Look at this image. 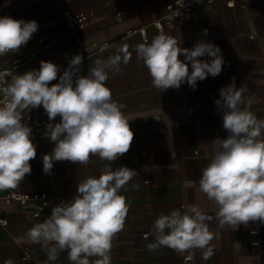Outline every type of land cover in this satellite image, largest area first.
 I'll return each mask as SVG.
<instances>
[{
	"label": "crops",
	"instance_id": "crops-1",
	"mask_svg": "<svg viewBox=\"0 0 264 264\" xmlns=\"http://www.w3.org/2000/svg\"><path fill=\"white\" fill-rule=\"evenodd\" d=\"M171 1L0 0V17L26 21L45 16V28L54 44V51L49 54L68 56L74 53L72 37L63 30L60 13L63 9L88 12L84 37L107 43L103 51L89 58L88 63L93 65L98 58L106 60L117 54L122 45L129 46L130 62L121 65V74L110 72L106 81L112 99L134 132L130 150L111 162V167L115 170L126 166L138 173L126 186L128 190H121L129 210L124 229L113 239L111 264H264V223L250 221L235 230L227 225L219 228L215 219L217 206L199 190L202 170L214 155L211 142L228 136L223 128V112L215 103L220 98V89L235 78L237 88L247 89L241 107H248L258 119H264V0H233L234 6H227L225 0H212L204 5L194 2L188 20L173 22L158 31L153 20L164 13L165 5ZM128 29H141L147 43L161 32L180 40L182 48L192 49L197 41L210 42L221 49L222 71L216 77L209 75L198 81L195 90L185 82L179 89L160 92L152 86L148 69L134 51L137 44L145 42L139 33L126 35ZM178 58L185 59L182 54ZM187 63L191 71V62ZM58 82L59 79L50 85ZM21 115L27 126L48 119L42 105L24 110ZM31 139L37 155L30 161L31 173L16 189L47 193L49 206L35 218L30 209L17 203L0 204V214L8 222L0 227V264L8 259L14 264H35L22 259L24 247L41 264H71L67 250L58 251L54 262L48 261L40 244H17L15 238L44 222L61 201L72 200L79 182L89 176L99 177L108 162L101 163L98 157H91L87 165L53 161L50 174H46L43 156L53 151L55 142H44L33 133ZM134 184L139 188H133ZM185 205H196L205 215L213 217L207 223L215 234L211 241L214 254L207 261L202 260L200 249L183 255L167 247L155 252L147 249V244L155 239L154 221L174 209L183 212ZM89 259L91 264L98 257Z\"/></svg>",
	"mask_w": 264,
	"mask_h": 264
},
{
	"label": "clouds",
	"instance_id": "clouds-1",
	"mask_svg": "<svg viewBox=\"0 0 264 264\" xmlns=\"http://www.w3.org/2000/svg\"><path fill=\"white\" fill-rule=\"evenodd\" d=\"M182 6V4H181ZM38 30L36 21L0 17V56L18 51ZM207 35V29L204 30ZM180 40L163 32L150 43L135 46L137 58L144 62L157 90L179 89L187 84L194 90L198 81L209 75L218 76L224 65L221 49L208 42L197 41L192 49L180 47ZM184 60L179 59L180 55ZM132 53L127 44L106 60L96 59L87 75H80L82 55H74L68 68L59 75V68L50 61H41L38 70L12 75L0 80V191L16 189L26 174L31 173L30 161L37 155L30 127L22 123L21 113L43 106L49 121L45 135L55 142L50 154L43 156V171L50 174L53 161H70L87 165L91 157L107 161L99 177L89 176L79 182L77 194L70 201H61L51 215L35 224L17 244H40L48 261L58 258V251L67 250L71 264H111L114 237L125 227L128 213V183L138 173L126 166L115 170L111 162L126 154L134 139L129 120L112 99L106 86L109 73L121 74ZM208 56L210 60H202ZM187 62H191V71ZM58 83L49 86L50 82ZM220 89L215 101L223 112L226 139L211 142L214 155L202 170L199 190L215 203V219L219 228L255 221L264 223V119L241 107L245 103V86L234 83ZM138 189L139 185H132ZM184 211L171 210L153 223L154 241L147 244L150 252L167 247L178 254L202 251V260L214 254L205 215L196 205H185ZM7 221L0 220L6 225ZM4 264H14L8 259Z\"/></svg>",
	"mask_w": 264,
	"mask_h": 264
},
{
	"label": "built area",
	"instance_id": "built-area-1",
	"mask_svg": "<svg viewBox=\"0 0 264 264\" xmlns=\"http://www.w3.org/2000/svg\"><path fill=\"white\" fill-rule=\"evenodd\" d=\"M194 2L198 5H204L212 3V0H173L165 5L164 13L153 20V26L156 30L162 31L168 24L173 22L181 23L188 20L192 15V5ZM225 4L227 6H234V1L225 0ZM88 17V12H74L70 9H63L61 11L62 28L72 37V50H74V53L68 56H62L58 53L49 54L50 51H54V44L51 35L45 28L47 24V18L45 16H38L26 20L36 21L38 30L33 33L27 44L22 46L18 51L0 56V80H10L11 77L9 74L23 75L28 71L38 70L41 61L53 62L59 68L58 74L62 75L68 68L69 61L77 54L83 57L80 75H87L89 68L94 66L88 63L89 58L107 47L106 42H100L94 39L87 40L84 37L83 32L86 29ZM133 33H139L142 40L144 42L147 41V36L141 29H128L125 32L126 35ZM49 86L51 85L49 84ZM2 98V94H0V99ZM60 121L61 119L57 118L53 121L40 119L29 124L28 127L31 128L32 133L40 140L52 143L53 141L45 135L46 126L49 123L56 124ZM12 203H17L22 208L30 209L32 216L36 218L49 206V199L45 192H22L17 189H12L0 193V204L8 205ZM0 220L7 221L6 217L1 214ZM6 225L0 224V227H5ZM22 259L35 264H41L35 260L28 247L22 249Z\"/></svg>",
	"mask_w": 264,
	"mask_h": 264
}]
</instances>
